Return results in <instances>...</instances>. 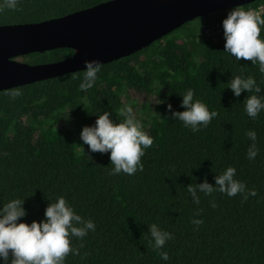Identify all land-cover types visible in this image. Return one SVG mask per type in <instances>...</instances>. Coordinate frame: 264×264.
<instances>
[{"label":"trees","instance_id":"trees-1","mask_svg":"<svg viewBox=\"0 0 264 264\" xmlns=\"http://www.w3.org/2000/svg\"><path fill=\"white\" fill-rule=\"evenodd\" d=\"M110 1L18 0L15 10L0 11V26L59 19ZM228 11L198 18L142 51L102 65L87 92L80 89L83 71L0 92V207L24 200L28 216L21 222L31 224L45 218L50 201L64 196L96 225L83 240L72 238L79 255L70 253L65 264H264V111L255 119L247 116L244 101L254 93L237 98L227 85L232 75L253 76L264 95V75L251 61L223 52V31L205 34ZM74 53L57 49L22 59L49 64ZM189 88L218 113L196 133L170 118L167 103L159 104L165 100L173 111H184L180 95ZM127 107L136 110L154 143L144 150L142 172L112 176L110 154L89 152L80 133L103 111L122 122ZM250 130L257 136L255 159L248 158ZM228 167L236 169L245 193L197 192V204L187 187L205 179L215 187V176ZM153 223L173 235L163 249L153 246Z\"/></svg>","mask_w":264,"mask_h":264},{"label":"clouds","instance_id":"clouds-1","mask_svg":"<svg viewBox=\"0 0 264 264\" xmlns=\"http://www.w3.org/2000/svg\"><path fill=\"white\" fill-rule=\"evenodd\" d=\"M17 5L18 0H0V11L15 10ZM222 28L225 40L223 52L237 61H251L252 65L259 66V72L264 75V38H261L264 15L260 11L244 10L237 6L227 12L222 20ZM84 64L80 89L87 92L95 85L102 64L98 60H86ZM227 85L237 98L245 92L254 93L244 101L247 116L255 119L264 111V95H261L262 89L253 76L232 75ZM11 95L15 99L19 93ZM180 96V107L185 109L182 112L173 111V105L165 100L159 99V104L167 103L170 118L182 122L193 133L199 132L201 127L207 128L212 119L217 117L216 111H210L206 103L195 98L193 89H187ZM120 115L123 117L122 122L112 119L110 111L96 115L94 125L83 127L80 139L83 145L88 146L89 152L110 154V175L123 173L132 176L144 170L141 158L145 155L144 150L152 147L154 140L136 118L132 107L125 108ZM247 136L253 141L248 158L255 159L258 154L256 132L250 130ZM235 175L236 169L228 167L222 174L215 176V187L205 179L204 183L195 187L189 185L187 191L197 204L200 202L197 192L211 195L218 190L229 197L244 194L246 186L235 179ZM251 194L255 195V192ZM24 204V200L14 198L0 207V264H65L70 253L79 255V249L72 245V238L83 240L90 231L96 230L94 221L77 214L64 196L50 201L45 218L31 224L21 222L28 216ZM192 223L200 225L203 221L194 219ZM149 233L155 249H163L167 241L173 239L172 233L162 230L155 223L149 227ZM160 258L168 261V253L161 251Z\"/></svg>","mask_w":264,"mask_h":264},{"label":"water","instance_id":"water-1","mask_svg":"<svg viewBox=\"0 0 264 264\" xmlns=\"http://www.w3.org/2000/svg\"><path fill=\"white\" fill-rule=\"evenodd\" d=\"M262 0H113L59 19L0 26V92L84 71L150 47L203 16ZM72 49L66 60L32 65L25 56Z\"/></svg>","mask_w":264,"mask_h":264},{"label":"built area","instance_id":"built-area-1","mask_svg":"<svg viewBox=\"0 0 264 264\" xmlns=\"http://www.w3.org/2000/svg\"><path fill=\"white\" fill-rule=\"evenodd\" d=\"M244 10H256V11H260L262 15H264V3L259 4L257 7H251L248 9H244ZM223 28H222V23L217 24L214 28L212 29H208L205 34L206 35H210L211 33H217V32H222Z\"/></svg>","mask_w":264,"mask_h":264},{"label":"rangeland","instance_id":"rangeland-1","mask_svg":"<svg viewBox=\"0 0 264 264\" xmlns=\"http://www.w3.org/2000/svg\"><path fill=\"white\" fill-rule=\"evenodd\" d=\"M21 61H23V62H26V60L25 59H20ZM134 110V112H136V110L135 109H133Z\"/></svg>","mask_w":264,"mask_h":264}]
</instances>
